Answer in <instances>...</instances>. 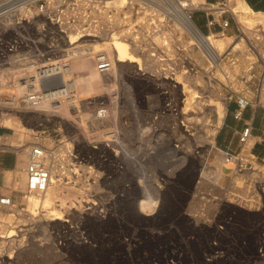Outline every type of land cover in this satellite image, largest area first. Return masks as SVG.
Wrapping results in <instances>:
<instances>
[{
  "label": "rangeland",
  "instance_id": "rangeland-1",
  "mask_svg": "<svg viewBox=\"0 0 264 264\" xmlns=\"http://www.w3.org/2000/svg\"><path fill=\"white\" fill-rule=\"evenodd\" d=\"M205 1L209 2L199 0L201 7L191 10L186 0L170 3L187 4L186 15L202 24L203 14L195 9L203 8ZM231 1L241 22L264 24V14L248 10L243 0ZM166 4L170 5L165 0H14L11 15L15 22L22 21L11 27V43L19 46L20 56L34 50L45 53L51 45L54 56H65L71 36L89 28L97 37H82L73 45L88 40L80 49L99 44L98 53H105V47L114 68L106 77L87 71L90 78L80 87L78 99L91 104L83 105L80 114L69 106L60 114L63 119L47 120L36 113L0 116V162L6 166L0 170V198H11V205H0V247L7 251L11 242L13 264H264V156L252 157L249 141L240 158L252 162L250 169L233 168L234 174L223 178L210 164L212 148L208 150L205 142L214 137L220 115L215 107L190 109L185 99L194 92L226 109L229 91L214 81L219 70L208 73L207 49ZM57 9L64 27L48 19ZM102 12L109 19L115 16L119 24L107 30ZM231 33L233 28L224 37L208 38L226 40V46ZM120 35L132 36L142 47L141 71L136 64L135 69L113 64L107 41ZM237 47L241 52L232 51L224 59V69L233 75L255 60L244 43ZM147 57L154 66L146 64ZM77 63L72 60V65ZM13 67L0 73L11 72V79L24 75L22 66ZM182 74L201 80L185 95L177 83ZM103 102L110 112L104 129H99L90 116ZM74 117L79 119L78 129ZM38 140L48 149L47 166L57 164L67 179L56 189L49 186L52 204L31 207L26 196L38 192L27 191L22 169L28 146ZM61 147L59 158L56 151ZM223 164L232 168L224 160ZM57 212L60 219L52 220Z\"/></svg>",
  "mask_w": 264,
  "mask_h": 264
},
{
  "label": "built area",
  "instance_id": "built-area-1",
  "mask_svg": "<svg viewBox=\"0 0 264 264\" xmlns=\"http://www.w3.org/2000/svg\"><path fill=\"white\" fill-rule=\"evenodd\" d=\"M13 3L14 0H0V46L4 51L0 54V70L10 71L12 65L14 67L22 66L21 69L25 73L24 75L13 77V79H11V72L0 73V116L2 117L4 112H13L21 115L36 113L47 120L56 117L62 118L59 114V106L60 101L63 99L65 105H68V107L69 105H74L70 106L74 110V113L80 114L81 107L83 105H90L91 103L87 100L78 99V95H76L74 89L70 90L67 89L68 87L66 88V84L70 83L74 76L77 75V73L71 71V61L79 57H87V59L93 61L98 73L106 77L110 72V65L100 58L104 52H93L92 45H89L90 43L83 49L76 48L75 46L78 44L73 45L69 41L70 47L63 51L66 53L65 56H54L55 48L52 45L48 47L45 53L34 50L33 54L26 55L25 57L20 56L19 51H17L19 46L16 42L14 44L11 43V27H17L22 21L18 19L15 22L16 18H13L11 15L16 10L13 7ZM234 5L231 0L205 1L203 8L195 9L203 14L202 24H198L200 23L198 19L195 23L192 22L202 37L205 38L209 36L224 37L233 28V33L229 36L232 38L231 43L224 47L219 58H212L209 54L207 55L209 59L207 61L210 65L209 74H212L214 70H219L220 77L215 78L214 81L229 91L226 101L235 102L238 105L239 111L235 113V118H238L241 116L240 109L246 107H264V24L261 22L253 23L252 21H243L247 22L243 24L238 18L237 14L239 12L234 10ZM60 15L61 11L57 9L53 16L48 18L52 24L59 28L64 27L63 22L60 21ZM11 17L13 20H11ZM190 18L192 20L191 15ZM85 30H89V28L76 31L75 35L81 37L86 33ZM60 32L62 36L67 37V32L62 30ZM89 32L91 34L94 33L91 30ZM3 37H9V39L2 40ZM86 37L96 38L97 36ZM239 43L245 44L247 51L252 52L255 60L250 61L244 71L233 75L224 69L226 64L224 59L225 55L232 51L234 53L241 52L237 47ZM11 53L15 54V56L11 55ZM237 62L238 59L232 60L231 65L237 64ZM63 74L65 75L64 80ZM3 81L4 83L2 84ZM79 102L82 103L80 104ZM46 105H49V108H45L44 106ZM109 112V107L103 102L96 108L90 118H95L98 121L97 124H100L97 127L104 129ZM72 119L74 128L78 129L76 123H78L79 119L76 117ZM97 127L94 129H97ZM250 130L251 125L248 124L240 136L239 140L242 145L240 153H226L224 155V163L231 164L232 168L239 171L248 170L252 167L251 161L244 160L242 157L240 158L243 148L248 143ZM47 150V147L41 140L28 146L27 162L23 172L26 176V188L29 193L43 192L48 187L50 171L46 164ZM0 205H11V198H0ZM14 252L11 249V242L8 243L7 251L2 250L0 247V264H13Z\"/></svg>",
  "mask_w": 264,
  "mask_h": 264
},
{
  "label": "bare ground",
  "instance_id": "bare-ground-1",
  "mask_svg": "<svg viewBox=\"0 0 264 264\" xmlns=\"http://www.w3.org/2000/svg\"><path fill=\"white\" fill-rule=\"evenodd\" d=\"M166 2H168L170 5L166 4L167 6H170V9L172 8L171 11H174L175 15H179L178 18L181 17V19L183 20L185 26L195 35V37L198 39V41L201 43V45L204 46V48L207 49V51L209 52V54L212 56V58H219L220 56V52L222 50V48L225 46V41L224 40H217V41H211L210 38H205V37H202V35L199 33V31L196 29L194 23L191 21V18L188 15H186V9L190 7L192 8H196V7H201V6H198V4H200V2L198 3L199 0H186V2L188 1V5L189 7H185L186 5H183L184 6H177L175 5L173 2L172 4L170 3L171 0H165ZM84 2V1H83ZM123 2V0H122ZM159 3V2H158ZM163 3V2H162ZM120 4V3H119ZM122 4V3H121ZM181 4V5H182ZM120 6V5H119ZM246 7V6H245ZM186 8V9H185ZM247 8V7H246ZM23 8H21L20 10H22ZM96 9V8H95ZM114 9V8H113ZM249 9V8H247ZM24 10V9H23ZM188 10V9H187ZM191 10V9H190ZM193 10V9H192ZM102 11V10H101ZM104 11V10H103ZM22 12V11H20ZM92 12H96V11H92ZM91 12V13H92ZM109 12V10H108ZM100 13V12H99ZM118 13V12H117ZM96 15V14H95ZM93 14V16H95ZM98 15V14H97ZM96 15V16H97ZM101 19L103 20L104 24H105V27H107V30H109L110 28H112L113 26H117L119 24V21L118 19L113 16V19H109V17L107 18L105 14H101ZM86 20V19H85ZM82 21V19H81ZM89 21V20H88ZM98 21V20H97ZM84 22V21H83ZM92 22V21H91ZM90 22V23H91ZM246 23V22H245ZM92 25V24H90ZM100 25V24H99ZM98 25V26H99ZM104 26V25H103ZM146 26V25H145ZM92 27V26H91ZM94 27V26H93ZM96 27V26H95ZM98 28V27H97ZM186 28V29H187ZM73 29V28H72ZM102 30V29H101ZM93 31V30H91ZM86 33L83 34V36L81 37H77V35L75 36H71V40L70 42L72 44H74V42H79L82 38V37H86V36H97V34L94 32L93 34H91L89 32V30H86L85 31ZM79 34V33H77ZM129 34V32H128ZM103 37L106 38L107 37V33L103 34ZM108 40V39H107ZM158 41H160L159 39H157ZM193 40H196V39H193ZM88 40L86 41H81V42H87ZM156 41V40H155ZM78 43V45H76L75 47H83V44ZM91 42V41H90ZM161 43V42H160ZM171 43V42H170ZM191 43V42H190ZM158 44V43H156ZM173 44V43H172ZM175 44V43H174ZM92 48H93V52H98V47L100 46L99 44H92ZM107 47H108V54L113 62V64L116 66V67H119L120 65H128V66H132V68L135 69V66L133 67V64H136V70H139L140 67H139V63H140V60L141 58L138 57L139 55L140 56H143L141 55V46L140 44L135 40V38H133L132 36L130 35H120L119 38H115V39H110V41L108 40L107 41ZM173 47V46H172ZM74 48V47H73ZM72 48V49H73ZM177 48V47H176ZM102 50H105V53L103 54V56H101L100 58L104 61H106L109 65H110V71H113V66L111 64V61L107 55V50L105 47L102 46L101 48V51ZM144 51V50H143ZM178 51V50H176ZM146 52V51H145ZM205 52V51H204ZM144 57V56H143ZM78 60V63L74 66L72 65V61H71V65H70V68H71V71L73 73H77V75L74 76L73 80H71L70 83L66 84V88L67 89H70V90H75L76 92V95L79 96V89L80 87L83 86V84L87 83L86 80L89 79L90 77H88L87 75V71H90L92 74L94 75H98L100 76V74L98 73L97 69L95 68V65L93 63V61L87 59V58H83V57H79L77 58ZM191 60V59H190ZM77 62V61H76ZM146 64H149V67H152L155 65V61H152L149 59V57H147L146 59ZM148 66V65H147ZM142 70V69H141ZM139 70V71H141ZM185 72V71H184ZM188 72V71H187ZM189 74V73H188ZM63 80L65 79V75L63 74ZM103 76V75H102ZM101 76V77H102ZM160 76V74H159ZM183 77V80H180L178 81L177 83L181 85V89H182V93L185 95V94H189L191 91L189 90L192 86H194L193 88V91L195 89V84H196V81H201L200 78H195L193 79H189L185 74H182L181 75ZM181 77V78H182ZM175 80V79H174ZM66 82V80H65ZM4 83V81L2 82V84ZM192 83V84H191ZM203 83V82H201ZM177 87V86H176ZM204 87V86H203ZM197 88V87H196ZM190 91V92H189ZM198 91V90H197ZM199 93V91L197 92ZM188 96V99H185V100H188V106L190 107V109L192 108H196L197 107V110L198 109H201V108H204L205 106L206 107H215L220 115V119L222 120V118L224 117V110L222 108V106H220L218 103L214 102L212 100H204L202 98H199L197 96H195V93L192 92ZM185 98V97H184ZM214 100V99H213ZM218 102V101H217ZM187 103V102H185ZM186 105V104H185ZM69 106H74V105H69ZM195 106V107H194ZM45 108H49V105H46L44 106ZM187 107V106H186ZM65 109H68V105H65V101L64 99L60 101V106H59V114H61L62 111H65ZM189 109V108H188ZM184 110V109H183ZM204 111V110H203ZM189 112V111H188ZM193 112V111H192ZM202 112V111H201ZM203 117V116H202ZM197 118V117H196ZM186 119V118H185ZM189 119V118H188ZM192 119V118H191ZM199 119V118H198ZM194 120V119H193ZM220 120V122H221ZM196 122V121H195ZM199 122V121H197ZM196 122V124H197ZM195 124V123H194ZM201 129V128H200ZM210 137V136H209ZM202 138V137H201ZM212 140H213V137H210L206 140L205 142V146L207 147L208 150H210L211 148H213L212 146ZM138 143V142H137ZM18 146V145H17ZM22 144H20L18 147H15L17 149L20 150V148H22ZM26 146V145H25ZM12 148V147H11ZM26 148V147H25ZM15 149V148H14ZM13 149V150H14ZM172 149V148H171ZM25 151V149H24ZM57 157H61L62 156V153L64 152V147H61L59 149H57ZM164 152V151H163ZM167 152V151H166ZM49 154V153H48ZM50 155V154H49ZM49 155H48V158H49ZM53 159L52 156L50 158V160ZM67 161V160H66ZM153 161V160H152ZM52 162V161H51ZM206 162V159L203 158V163L205 164ZM53 163H56L55 161ZM62 163V162H61ZM49 165V164H48ZM58 167L60 166H57V164H54V166L52 167H49V171H50V181H49V184H48V187L46 188L45 191L43 192H38L37 194H32L30 196H26V200L28 201V203H30L29 205H31V207H35L37 206L38 204L40 203H43L45 204L46 206H48L50 203H51V195L49 193V186H52L54 187V189H56V187H59L61 184L64 183V179H67L66 176L64 175V173L61 171V169H59ZM132 169V168H131ZM22 171H24V169H22ZM72 181V180H71ZM155 184V183H153ZM156 187V186H155ZM52 204V203H51ZM9 206V205H7ZM61 206V205H60ZM63 206V205H62ZM59 207V206H58ZM33 209V208H32ZM7 210V209H6ZM10 211V210H9ZM65 211V209L63 210ZM67 212V211H66ZM62 214V213H61ZM60 214L59 212H57L56 214H54V218H52V220H58L60 219ZM10 218V217H8ZM7 218V219H8ZM7 223V222H6ZM3 225V224H2ZM4 227H8V226H5ZM4 230V229H3ZM5 234V233H4ZM2 234V235H4ZM11 236V235H8V237ZM13 239V238H12ZM2 240V239H1ZM16 240V239H14ZM6 241V240H4ZM3 242V241H1ZM1 245V243H0Z\"/></svg>",
  "mask_w": 264,
  "mask_h": 264
},
{
  "label": "crops",
  "instance_id": "crops-1",
  "mask_svg": "<svg viewBox=\"0 0 264 264\" xmlns=\"http://www.w3.org/2000/svg\"><path fill=\"white\" fill-rule=\"evenodd\" d=\"M217 1L219 0H209V2ZM243 3L253 13L264 14V0H243ZM240 110L241 116L235 118V113L239 111L238 105L235 102H226L224 117L212 140L213 148L209 153L210 164L219 168L223 178L234 174L233 168L223 164L224 155L240 153L242 145L239 139L248 124L251 125L248 142H252V156L255 158L264 156V107H246ZM2 132L3 130H0V137L3 135ZM13 167L16 166L13 164ZM3 168L0 162V170Z\"/></svg>",
  "mask_w": 264,
  "mask_h": 264
}]
</instances>
